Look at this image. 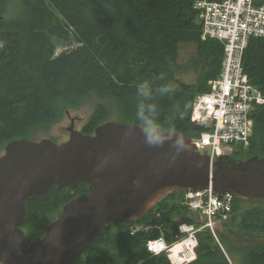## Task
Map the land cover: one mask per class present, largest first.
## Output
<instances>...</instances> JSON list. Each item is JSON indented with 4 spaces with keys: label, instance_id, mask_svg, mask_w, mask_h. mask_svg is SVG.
<instances>
[{
    "label": "trees",
    "instance_id": "16d2710c",
    "mask_svg": "<svg viewBox=\"0 0 264 264\" xmlns=\"http://www.w3.org/2000/svg\"><path fill=\"white\" fill-rule=\"evenodd\" d=\"M194 1L0 0V154L11 141L35 140L34 128L56 123L62 113L91 94L115 102L122 122L140 125L148 133L196 136L200 128L191 124L192 101L219 75L223 45L201 39ZM188 44L196 47L207 69L203 83L195 86L176 79L178 50ZM243 69L250 84L264 95V38L249 39ZM106 115L97 105L81 132L92 135ZM252 119L249 157L264 156V106L255 109ZM239 149L233 151L238 159L244 154ZM86 193L85 185L75 190L54 187L28 201L21 224L27 243L39 240L44 222ZM175 198L184 202V193L175 191L135 222L107 225L75 264H231L208 229L196 233L195 247L189 239L157 256L146 251V243L162 235L167 245L179 242L180 224L203 226L198 213L171 204ZM242 201L264 202L234 196L222 223ZM134 225L161 228L131 235ZM240 228L242 236L226 235L245 240L254 238L248 236L255 232L264 234V212L247 211ZM220 241L229 254L223 236ZM249 244L242 250V264H264V244Z\"/></svg>",
    "mask_w": 264,
    "mask_h": 264
},
{
    "label": "water",
    "instance_id": "95a60500",
    "mask_svg": "<svg viewBox=\"0 0 264 264\" xmlns=\"http://www.w3.org/2000/svg\"><path fill=\"white\" fill-rule=\"evenodd\" d=\"M192 120L191 124L194 125ZM9 142L0 155V264H75L107 225L135 222L175 191L264 200V156L221 155L213 163L177 131L107 121L92 135ZM87 193L66 203L42 237L21 228L28 201L54 187Z\"/></svg>",
    "mask_w": 264,
    "mask_h": 264
},
{
    "label": "built area",
    "instance_id": "2783aa9c",
    "mask_svg": "<svg viewBox=\"0 0 264 264\" xmlns=\"http://www.w3.org/2000/svg\"><path fill=\"white\" fill-rule=\"evenodd\" d=\"M193 9L201 39L217 40L223 45L219 75L208 82L207 92L194 97L191 108V121L200 128L192 143L213 163L219 156L229 154L233 146L248 143L253 131L252 112L264 106V95L250 84L243 69L249 39L264 38V0H196ZM184 202L204 221L200 230L208 229L214 236L213 221L227 218L234 196L217 197L210 189L190 191L184 194ZM178 230L183 238L175 245L168 246L160 236L146 243V251L157 256L186 240L195 242L197 229L193 225L183 223ZM147 231L146 225L130 228L131 235Z\"/></svg>",
    "mask_w": 264,
    "mask_h": 264
},
{
    "label": "rangeland",
    "instance_id": "374dc122",
    "mask_svg": "<svg viewBox=\"0 0 264 264\" xmlns=\"http://www.w3.org/2000/svg\"><path fill=\"white\" fill-rule=\"evenodd\" d=\"M58 51H60V49ZM175 73H176L177 82L179 83L190 85V86H195L197 84L203 83L201 79L207 73V69L205 68L204 63L198 57L196 53V47L193 44L183 45L179 48L178 60L175 66ZM97 105H102L107 112V115H106L107 119L105 120V122L106 121H115V122L123 121L122 119L123 117H121V113H120V108L115 102H113L112 100L108 98H103V97L99 98L97 95L91 94V95H88L87 97H82L74 107H71L67 109L66 112L62 113L60 119L56 123H53L45 128H42V127L34 128V131H36L37 138L33 141H39L41 139H51L57 143H62V142L67 141L68 140L67 128L70 126L71 120H74V128L77 131H81L83 125L88 120L90 115L95 111V108L97 107ZM253 113L254 111L252 112V114ZM249 146H250V140L248 141L247 144L236 146V148L234 147L232 151L229 153V155L235 158L236 156L233 155V153L235 152L234 150L240 147L239 151L241 150L242 152H244V154L240 156V160L249 159L251 158V156L249 157V153H248ZM170 201L171 200H169V202ZM172 203L186 207L185 202L180 201V199H177V198L173 199L171 201V204ZM174 208H175V212H179V208H177L176 206ZM256 209L262 210L264 212V202L263 201L261 202L242 201L237 205V208H236L237 212L235 211L236 214L234 213L233 216L231 215L230 219L226 223L225 222L222 223L219 220L213 221V226H212V230L214 234L213 239L215 243H218V246L220 247L222 252L226 254V259H228V261L231 264H242L241 258L244 256L242 254L243 252L242 250L246 248V246L251 245L249 244V241L253 242L254 245L264 244V234L259 233V232L253 233V236L249 234L248 236L249 238H252V237L254 238L245 239V240H242L241 238H239V240H235L234 238L226 235V233L233 232L236 235L242 236L244 231L241 230L240 225L242 224V219L245 213L247 211H252ZM56 217L57 216L50 217L49 219H47L44 222L45 226L49 225V223L55 220ZM195 229H197V231L195 232V235H196V233L200 231V228L195 227ZM151 230L159 231L158 225L157 226L148 225V231H151ZM195 235H194V239H195L194 244L195 246H197ZM220 236L224 237L225 244L227 248L229 249V254L227 253L224 245L221 244ZM182 238H183V235H182ZM246 241H248V243H246ZM176 243L172 245H168V246L171 247L175 245Z\"/></svg>",
    "mask_w": 264,
    "mask_h": 264
},
{
    "label": "bare ground",
    "instance_id": "6f19581e",
    "mask_svg": "<svg viewBox=\"0 0 264 264\" xmlns=\"http://www.w3.org/2000/svg\"><path fill=\"white\" fill-rule=\"evenodd\" d=\"M218 76V75H217ZM207 92V91H206Z\"/></svg>",
    "mask_w": 264,
    "mask_h": 264
}]
</instances>
